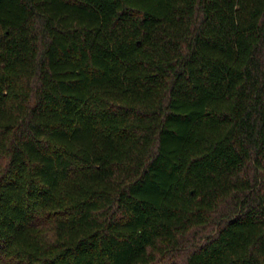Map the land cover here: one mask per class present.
Segmentation results:
<instances>
[{
  "label": "trees",
  "instance_id": "trees-1",
  "mask_svg": "<svg viewBox=\"0 0 264 264\" xmlns=\"http://www.w3.org/2000/svg\"><path fill=\"white\" fill-rule=\"evenodd\" d=\"M0 264H264V0H0Z\"/></svg>",
  "mask_w": 264,
  "mask_h": 264
}]
</instances>
